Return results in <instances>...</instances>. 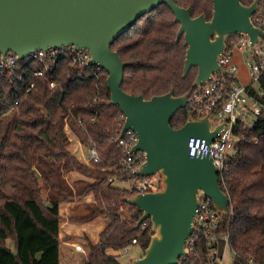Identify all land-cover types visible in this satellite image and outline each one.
<instances>
[{
    "label": "trees",
    "instance_id": "1",
    "mask_svg": "<svg viewBox=\"0 0 264 264\" xmlns=\"http://www.w3.org/2000/svg\"><path fill=\"white\" fill-rule=\"evenodd\" d=\"M173 1L189 6L192 16L205 13L208 19L211 17L212 0ZM259 4L262 7V0ZM178 26L172 10L162 3L114 40L111 48L126 62L124 91L149 98L170 88L176 95L193 89L197 68L191 67L182 76L186 46L183 36L176 41ZM93 69L87 64L70 66L69 60L61 59L54 73L56 85L49 87L39 77L30 91H25L28 77L19 80L0 73V264H59L58 204L87 192L92 193L95 207L74 219L103 215L106 225L82 264H121L116 254L107 252L108 248L119 250L134 237L142 251L148 244L149 219L143 221V228H134L141 212L124 199L132 193L107 183L119 169L121 147L115 138L124 116L117 105L110 103L105 69L97 78L77 76L88 75ZM258 82L262 94H255L264 105V73ZM189 113L187 107L178 109L170 124L182 126ZM66 122L83 145L95 142L99 161L85 163L71 152ZM234 132L244 135V139L235 143L219 180L230 198L231 209L229 216L220 215V230L229 233L230 248L235 251L233 264H264V110L250 126L238 123ZM60 158L93 181L77 194L72 193L49 160ZM36 173L48 186L46 197L40 192ZM123 208L128 209V215L121 214ZM197 248L202 257L203 246L198 243ZM199 259L190 255L183 264H200Z\"/></svg>",
    "mask_w": 264,
    "mask_h": 264
},
{
    "label": "water",
    "instance_id": "2",
    "mask_svg": "<svg viewBox=\"0 0 264 264\" xmlns=\"http://www.w3.org/2000/svg\"><path fill=\"white\" fill-rule=\"evenodd\" d=\"M259 1L244 4L241 0H212L208 19L205 13L192 16L189 6L173 0H0V51H12L22 58L28 51L48 46L88 49V63L105 69L110 103L117 105L124 116L119 137L127 129L138 136L132 151H141L145 161L136 174L160 177L157 189L124 198L141 212L134 228L146 219L151 223L142 254L125 264H177L187 253L185 243L193 230L198 191L212 199L219 214L229 216L231 209L212 158L208 154L190 156L187 145L191 136L210 142L224 124L212 127L208 115H188L182 126L173 127L170 120L178 109L186 107L190 90L176 95L170 88L149 98L124 91L126 62L111 44L140 16L167 4L179 23L176 41L183 36L186 46L182 76L195 66V87L222 70L217 57L230 35L245 32L250 50L260 42L264 31L251 20Z\"/></svg>",
    "mask_w": 264,
    "mask_h": 264
},
{
    "label": "built area",
    "instance_id": "3",
    "mask_svg": "<svg viewBox=\"0 0 264 264\" xmlns=\"http://www.w3.org/2000/svg\"><path fill=\"white\" fill-rule=\"evenodd\" d=\"M251 20L257 28L264 31V0H262V7L259 6L251 16ZM235 34L229 42L227 41L226 48L217 57L222 70L214 72L206 83L193 87L186 99V107L190 112L189 115H192L193 118L208 115L213 120L212 127L221 122L224 124L210 142L207 143L204 138L191 136L187 144L190 156L208 154L212 158L219 180L222 179L229 157L234 152L235 143L244 139V135L234 132L236 125L239 123L250 126L253 121L246 124L245 118L249 116L255 118L264 110V105L255 94L256 92L258 95L262 94L258 81L264 73V35H260V42H255L250 50L248 35L245 32ZM242 49L251 56L247 58L243 55L247 73L250 76V80L246 83L239 80L237 75L239 68L234 61L235 53ZM90 58L91 53L88 49L74 48L71 45L33 49L22 58L12 51H7L4 54L0 51V73H7L19 80L28 77L25 91H30L39 77L43 78L49 87L56 85L54 73L58 61L61 59L69 60L70 66L83 64L94 66L88 75L78 74L77 76L85 78L93 75L97 78L102 67L99 64H89ZM76 122L80 124L81 119L77 118ZM64 127L68 128L67 122ZM120 130L115 138L116 145L121 147L119 169L108 177L107 183L125 182L127 185L120 187L128 189L132 194L157 189L160 181L159 176L156 178V174L144 176L136 174V169L145 161L141 151H132V146L138 137L136 132L127 129L123 136L119 137ZM85 156L87 162L100 160V153L95 142L90 141ZM156 185L157 188H155ZM220 215L215 209L212 199L198 191V205L193 219V230L185 243L187 253L178 260L177 264H183V261L190 255L201 258L199 259L202 262L200 264H228L225 252L227 247L230 248L229 233L220 230ZM142 223L140 226L143 228ZM136 243L134 237L129 245ZM198 243L203 246L202 257L199 255ZM129 245L121 248V251L129 252ZM75 248L81 249V245L76 243ZM231 252L233 264L235 251L231 249Z\"/></svg>",
    "mask_w": 264,
    "mask_h": 264
},
{
    "label": "crops",
    "instance_id": "4",
    "mask_svg": "<svg viewBox=\"0 0 264 264\" xmlns=\"http://www.w3.org/2000/svg\"><path fill=\"white\" fill-rule=\"evenodd\" d=\"M68 147L74 155L82 159L81 161L89 163L86 161V153L83 154L85 158L77 154L78 146L68 144ZM49 160L57 168L64 186L74 194L80 192L93 180L79 171L80 174H77V170L69 166L63 158ZM36 179L41 194L46 197L48 186L45 180L38 173H36ZM94 207L95 201L91 192L70 201L59 202V264H81L90 252V246L99 242V233L106 225V219L102 215L89 220L74 219L89 214ZM76 243L81 245V249L75 248Z\"/></svg>",
    "mask_w": 264,
    "mask_h": 264
},
{
    "label": "rangeland",
    "instance_id": "5",
    "mask_svg": "<svg viewBox=\"0 0 264 264\" xmlns=\"http://www.w3.org/2000/svg\"><path fill=\"white\" fill-rule=\"evenodd\" d=\"M243 55L244 56H247V58H250L251 57L247 53V51H245L244 49H242V51H237L235 53L234 61L238 65V68H239L238 69V73H237V75L239 77V80L241 82H243V83H246V82H248L250 80V76L247 73L248 70H247V66L245 65V62L243 60ZM253 119H254V117L249 116V117L245 118L244 121H245L246 124H249V123H251L253 121ZM65 129L67 130V134H68L69 139H70L69 144H71V146H78L79 152H77V154H80V155H82V158H85L83 154L86 153L87 146H85L81 142H79V139L77 138V136L73 132H71L70 129H68L67 127H65ZM77 174H80V173L78 172ZM158 176L159 175L156 174L155 177L158 178ZM89 180H91V179H89ZM114 185L115 186H123L124 187V186L127 185V183L115 181L114 182ZM155 188H157V185L155 186ZM120 212H121L122 215H128V213H129V211H128L127 208L121 209ZM6 243L8 244V246H10V247L12 246V242H11L10 239H7ZM128 249H129V252H127V253L122 252L121 249H119V250H112L111 248H108L107 249V252L116 254L119 262L122 263V264H125V263L129 262V260L133 256H135V257L140 256L142 254V252H143L140 249V247L137 246V244L136 245H129ZM231 254H232L231 249L229 247H227L226 248V252H225V256H226V261L228 262V264H232Z\"/></svg>",
    "mask_w": 264,
    "mask_h": 264
}]
</instances>
